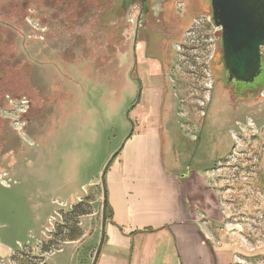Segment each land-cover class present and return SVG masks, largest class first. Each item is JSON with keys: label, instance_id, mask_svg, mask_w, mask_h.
<instances>
[{"label": "rangeland", "instance_id": "obj_1", "mask_svg": "<svg viewBox=\"0 0 264 264\" xmlns=\"http://www.w3.org/2000/svg\"><path fill=\"white\" fill-rule=\"evenodd\" d=\"M4 1L0 9L6 16L1 14L0 22L19 20L6 32L8 51L25 39L30 49L26 61L32 65L25 75L15 65L0 79V222L17 227L7 238L19 241L21 245L13 244L16 249L27 245L21 258L35 264L94 263L101 224L97 232H86L100 223L102 173L129 137L148 129L150 117L158 113L157 137L180 166L177 172L217 167L204 179L212 209L205 221L212 239L238 248L235 264H264V91L242 101L233 95L222 71L221 29L211 20L210 0H183L179 13L167 12V49L158 45L153 52L157 60L141 61L137 75L132 46H120L115 30L105 26L111 21L108 13L98 16L103 0H82L88 17L81 23V0H28V8L36 12L31 11L34 16L28 17L23 36L27 9L22 0H13L16 7ZM180 13L185 21L181 32ZM67 17L75 30L82 31L77 42L60 38L40 47V20L53 28L47 38L52 33L59 38L60 20ZM157 34V43L162 44V34ZM137 48L142 60L144 45ZM42 49L54 57L42 56ZM7 54L0 49V55ZM136 76L163 93L142 89ZM263 80L264 70L254 83H237L234 91L255 89ZM74 86L79 97L78 107L67 111L70 128L59 136L43 137L50 128L38 129L37 119L59 118L62 107L73 102ZM7 95L26 98L15 101ZM27 109L26 117L33 119L24 125L21 115ZM27 125L32 127L24 134ZM4 167L11 172L3 174Z\"/></svg>", "mask_w": 264, "mask_h": 264}, {"label": "crops", "instance_id": "obj_2", "mask_svg": "<svg viewBox=\"0 0 264 264\" xmlns=\"http://www.w3.org/2000/svg\"><path fill=\"white\" fill-rule=\"evenodd\" d=\"M76 87L71 88L73 102L62 107L59 118L46 126L50 128L47 132L41 130L43 137L59 136L70 128L67 111L78 107ZM149 90L163 93L155 86ZM158 116L157 113L150 117L144 132L129 137L107 171L112 215L104 221L102 210L99 225L86 232H97L101 224L99 246L92 255L97 254L95 264H235L238 248L212 239L205 221V214L212 209L205 195L204 179L214 175L217 167L177 172L180 166L162 149L161 137H157ZM2 169L3 174L12 170ZM15 231L14 224L0 222V261L27 246L14 247V243L21 244L7 235Z\"/></svg>", "mask_w": 264, "mask_h": 264}, {"label": "flooded vegetation", "instance_id": "obj_3", "mask_svg": "<svg viewBox=\"0 0 264 264\" xmlns=\"http://www.w3.org/2000/svg\"><path fill=\"white\" fill-rule=\"evenodd\" d=\"M1 1H3V0H0V2ZM27 1L28 0H22V4H21V6L24 9H27V13H26V16L24 18L25 24L21 28V30H22L21 36H23L24 34L27 35L28 27H27L26 22L28 20V17L34 16L33 14L36 12L32 8H28L29 3ZM53 1H62L63 3H65V2L67 3L68 1L69 2L74 1L75 3L79 2V0L78 1L77 0H53ZM13 3H14L13 0H5L4 1V4H7L10 7H14V6L16 7L17 5H14ZM79 4H80V6L78 8V11L80 13L82 12L84 15L83 19L80 21V23H81L88 17V15L86 14L87 9L84 10V4H86V3L81 0L78 3V5ZM178 4H181L184 6L185 1H183V0H103L102 2L98 3V6H101V8L97 12L98 16L102 15L104 13L109 14V20L111 18V21L106 23L107 25H105V26L108 28H113L115 30L116 35H117V42H119V45L122 47H125L127 45L132 46L131 52H132L133 63H134L133 70L135 71L136 75H137V73H139V66L141 64L140 63L141 61L143 63H145L147 60L148 61H154V62L157 60V58L153 54V52H156L158 45H159V49H162V48L167 49L168 43L170 42V36L167 33L168 27L166 25V17L165 16L167 15V12H171L172 10H176V12L179 13L178 12ZM182 8H184V7H182ZM0 11H2L0 13V15L2 14V15L6 16V12L4 10L0 9ZM7 11L11 15L10 10H7ZM31 11L34 13H31ZM40 15H41V13H40ZM68 15H70V12H68ZM62 16H66V13H63ZM179 16L180 17L177 18V20H179L177 23L179 25L178 30L180 29L179 32H181L185 28V21L183 18H181L183 16L181 13ZM210 16H211V20H212V15L210 14ZM69 18L70 17L61 18L60 23H59V28L57 29L58 30L57 32L60 36L59 38H57L56 33H52L51 38H47V34H48V32H50L49 30L53 31V28L50 29V27H51L49 25L50 23L45 24L44 20H42V21L40 20V23H38V25L43 27L42 30L40 27L39 42H37L40 45V47L44 48V45L46 43H51V42L55 43V41L57 43L60 38L62 39L63 42H69V44L70 43H76L78 36L81 35L82 31L77 30V28L75 30V28H73L74 23L67 22V20ZM9 21L10 22H8V23L3 22V21L0 22V49L1 48L5 49V52L8 53L5 56L0 55V60L1 59L7 60V62L5 61L4 63L0 64V79H3V76L8 75L9 70H11V73H12V68H14L15 65H16V68H19L18 69L19 72H22L24 75H25V73L27 74L25 69H27V70H28V68L32 69L31 63L26 61V60H29L27 58V56L29 55L28 52H30V49L28 50V46H27L28 41H26L25 39L24 40L19 39L16 49H14V50L10 49V51H8V48H10V47L8 45L6 32H7V30L12 29V26L14 23L19 24V20L16 22L15 21L11 22V20H9ZM17 24H14V25H17ZM68 29H70V30L74 29V30L70 31ZM157 33L162 34V36H161L162 37L161 40H163L162 44L157 43V40H156V38L158 37ZM53 34H54V36H53ZM59 43H61V41ZM140 44L144 45L142 60L140 59V56L137 57V55H136L137 50H138L137 46H139ZM45 46L47 47L48 45H45ZM19 47L22 49L23 54L18 52ZM24 48L27 50H25ZM6 49L8 52L6 51ZM42 51H43L42 56L45 55L48 58L54 57L53 52L51 53V51H48L46 49H42ZM121 57L122 56L120 55V58ZM123 60L124 59L122 58V61ZM5 63L7 64L6 66H5ZM160 63H161L160 68H162V62H160ZM70 64H71V66L73 65V63H71V62H70ZM221 64H222V62H221ZM222 67H223V64H222ZM133 79L134 80L138 79L140 82L141 88L144 89V87L146 85L140 80V78L138 76H136ZM228 85L233 86L232 92H233V95H236V92L234 91V87L236 84H228ZM152 87H154V86L153 85L146 86L147 89H151ZM16 91H14V92H16ZM21 97L26 98V96H20V95H7V98L13 99L15 101H19V99ZM242 100L243 99L241 98L240 101H242ZM27 108L29 109L30 107L28 106ZM28 109L24 112V115H21V117H22L21 121L24 122V125L29 123V121H31L33 119V118L29 119L26 117L27 113H28ZM53 112H54L53 113V115H54L55 111H53ZM57 119L58 118H53V117L51 119H46V120H44L42 118H40V119L38 118L36 127H38V129H39L42 126L52 125L54 123V121ZM27 127H28V125L26 126V129L23 130L24 134L25 133L27 134L30 131L29 128H31L32 125H31V127L30 126L28 128ZM41 130H42V128H41ZM11 136L14 137L13 135H11Z\"/></svg>", "mask_w": 264, "mask_h": 264}, {"label": "water", "instance_id": "obj_4", "mask_svg": "<svg viewBox=\"0 0 264 264\" xmlns=\"http://www.w3.org/2000/svg\"><path fill=\"white\" fill-rule=\"evenodd\" d=\"M210 4L212 21L221 29L226 82L254 83L264 70V0H210ZM103 217L105 221L104 213Z\"/></svg>", "mask_w": 264, "mask_h": 264}, {"label": "trees", "instance_id": "obj_5", "mask_svg": "<svg viewBox=\"0 0 264 264\" xmlns=\"http://www.w3.org/2000/svg\"><path fill=\"white\" fill-rule=\"evenodd\" d=\"M264 58V55H263ZM264 61V60H263ZM222 71L224 72V69L222 68ZM264 91V80L263 82L255 89H250L246 92H241V93H236V95L239 98L244 99H252L258 95H260L262 92ZM119 154V152H117L114 156V158L109 162L108 167L106 168L105 172L102 175V185H103V213L104 215H112V209L109 205L108 202V197H107V186H106V174L108 169L110 168V166L112 165L114 159L117 157V155ZM24 254L21 253V250L16 251L10 258L5 259L3 261H1L3 264H10L12 262H17L18 264H35V263H31L26 259H22L21 257H23ZM21 258V259H20ZM44 257H40V260H43ZM38 264V263H36ZM41 264H44V261L41 262Z\"/></svg>", "mask_w": 264, "mask_h": 264}, {"label": "built area", "instance_id": "obj_6", "mask_svg": "<svg viewBox=\"0 0 264 264\" xmlns=\"http://www.w3.org/2000/svg\"><path fill=\"white\" fill-rule=\"evenodd\" d=\"M2 181L6 186L10 187V185L5 180L2 179Z\"/></svg>", "mask_w": 264, "mask_h": 264}]
</instances>
